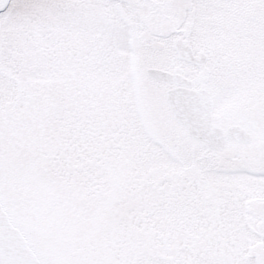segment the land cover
I'll return each instance as SVG.
<instances>
[{
	"label": "snow or ice",
	"instance_id": "1",
	"mask_svg": "<svg viewBox=\"0 0 264 264\" xmlns=\"http://www.w3.org/2000/svg\"><path fill=\"white\" fill-rule=\"evenodd\" d=\"M0 264H264V0H0Z\"/></svg>",
	"mask_w": 264,
	"mask_h": 264
}]
</instances>
